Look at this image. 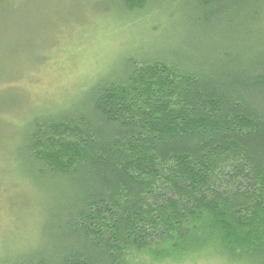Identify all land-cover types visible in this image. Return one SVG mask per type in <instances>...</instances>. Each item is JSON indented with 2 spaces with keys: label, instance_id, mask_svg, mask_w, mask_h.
Returning a JSON list of instances; mask_svg holds the SVG:
<instances>
[{
  "label": "trees",
  "instance_id": "1",
  "mask_svg": "<svg viewBox=\"0 0 264 264\" xmlns=\"http://www.w3.org/2000/svg\"><path fill=\"white\" fill-rule=\"evenodd\" d=\"M155 1L109 0L128 20ZM160 7L177 44L24 125L23 175L50 196L35 247L0 264H264V0Z\"/></svg>",
  "mask_w": 264,
  "mask_h": 264
},
{
  "label": "rangeland",
  "instance_id": "2",
  "mask_svg": "<svg viewBox=\"0 0 264 264\" xmlns=\"http://www.w3.org/2000/svg\"><path fill=\"white\" fill-rule=\"evenodd\" d=\"M161 10L156 0L128 20L109 0H0V262L35 247L50 196L23 175L24 125L79 102L128 58L177 44L183 29ZM153 264L228 263L197 254Z\"/></svg>",
  "mask_w": 264,
  "mask_h": 264
},
{
  "label": "bare ground",
  "instance_id": "3",
  "mask_svg": "<svg viewBox=\"0 0 264 264\" xmlns=\"http://www.w3.org/2000/svg\"><path fill=\"white\" fill-rule=\"evenodd\" d=\"M32 119V118H31Z\"/></svg>",
  "mask_w": 264,
  "mask_h": 264
}]
</instances>
